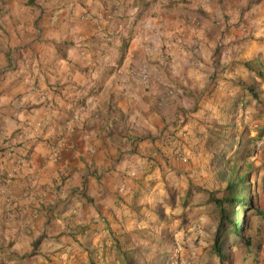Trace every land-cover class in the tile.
Listing matches in <instances>:
<instances>
[{
	"label": "crops",
	"instance_id": "0c3cea01",
	"mask_svg": "<svg viewBox=\"0 0 264 264\" xmlns=\"http://www.w3.org/2000/svg\"><path fill=\"white\" fill-rule=\"evenodd\" d=\"M263 72L264 0H0V264H152L188 241L173 154L203 150L202 99L218 123ZM252 247L232 264H264V231Z\"/></svg>",
	"mask_w": 264,
	"mask_h": 264
},
{
	"label": "rangeland",
	"instance_id": "374dc122",
	"mask_svg": "<svg viewBox=\"0 0 264 264\" xmlns=\"http://www.w3.org/2000/svg\"><path fill=\"white\" fill-rule=\"evenodd\" d=\"M259 78L264 81V76ZM256 80L245 85L248 89H246L245 97L243 96L242 100H240V96H235L234 94L232 103L227 107L226 114H224L223 108L219 109L218 107V112L221 113V116L217 122L219 124H234L231 135L236 137L231 140V146H227L223 151L221 150L222 152L219 151L217 153L209 152L203 145V150L199 154L197 152L194 156L190 153L179 151L173 154L175 155L174 158L185 166L183 171L185 183L184 213L179 215L181 217L189 215L195 217V219L190 227L188 226L187 218L179 220L177 218L179 217L178 214H171L169 220H179L180 225L185 227L184 236L185 238L189 237V240L180 243L179 246L168 244L163 251V258H159L158 261L152 260V264H189L192 260H188L185 257L187 255H194L196 250L200 252V256L204 257L202 262H206L207 264H232L234 259L240 254L254 250L252 244L247 246L230 235L231 240L227 242V247L224 251L225 256L221 262L217 261L211 253L210 245L213 242L216 229L218 210L208 201V196L210 192L215 193L217 197L226 196L229 193L226 190L228 182L230 180L235 181L234 179L245 174L248 167L251 166L252 171L244 181V195L246 198L252 200L253 206L255 205L264 213V133L260 137H257L258 130L264 126V89L261 87L262 82ZM251 91L257 96V101L251 99ZM197 103L198 101L192 104L191 110H196ZM211 104H214V101H211L210 98L202 99L200 118H196L199 125L205 126V138L209 129L207 126L216 123L210 117L211 110L208 107H204ZM211 109L216 110L217 108L211 107ZM178 124H180L181 133L185 134L181 123ZM241 131L244 132L243 139L240 138ZM251 136L254 139L247 145L250 149L254 147L258 152L256 155H249L246 159L249 163L246 164L242 160L241 154L238 152L234 154L233 150L238 142L246 144V140ZM174 187L175 185L168 188V193L171 194L169 198L170 202L176 199L177 191L180 192L177 188L173 189ZM235 191L237 192V188ZM200 208L202 210H199ZM227 209L234 213V218L238 219L241 214L244 215L245 213L241 208L228 207ZM160 210L153 211L155 213L154 216L160 214L166 215L165 212ZM253 212L255 211L248 212L250 217L249 223L241 229V232L244 237L251 236L254 241L257 236L263 234L264 216L253 215ZM242 224H244L243 220L241 221V226ZM181 256L184 257L182 261ZM208 259L209 262H207ZM197 263L202 264L200 261Z\"/></svg>",
	"mask_w": 264,
	"mask_h": 264
},
{
	"label": "trees",
	"instance_id": "16d2710c",
	"mask_svg": "<svg viewBox=\"0 0 264 264\" xmlns=\"http://www.w3.org/2000/svg\"><path fill=\"white\" fill-rule=\"evenodd\" d=\"M264 73V72H263ZM263 73H260L263 76ZM251 90V89H250ZM251 99L257 101V96L253 91L250 92ZM250 101V100H249ZM234 128V124H212L208 131L207 137L204 143L206 150L209 152L217 153L223 151L225 147L232 145V139L236 136L231 135V131ZM264 126L258 130L257 137H260L263 132ZM240 138H244V132H240ZM254 139L253 136L249 137L246 140V144L238 142L233 150L235 153H240L242 160L247 164L249 163L246 159L249 155H256L257 150L253 147L250 149L248 143ZM221 151V152H222ZM252 171V167L249 166L248 170L242 176H238L236 179L230 180L226 187V190L229 192L226 196L217 197L215 193L210 192L208 196V201L214 205L218 210V219L216 222V229L213 236V242L210 245V250L212 255L221 262L224 258V251L227 247V242L231 240L230 235L233 238L249 246L252 244L253 240L251 236L244 237L241 229L246 227L249 223L250 217L248 215L249 211H255L252 214L264 216V213L261 209H258L255 205L253 206L252 200L246 198L244 181L248 174ZM237 188V192L235 189ZM256 190V188H255ZM228 207H234L235 209L241 208L244 210V215H240V218H234V213L228 211ZM249 218V219H248ZM244 221V224L241 226V221Z\"/></svg>",
	"mask_w": 264,
	"mask_h": 264
},
{
	"label": "built area",
	"instance_id": "2783aa9c",
	"mask_svg": "<svg viewBox=\"0 0 264 264\" xmlns=\"http://www.w3.org/2000/svg\"><path fill=\"white\" fill-rule=\"evenodd\" d=\"M51 149L54 153L57 152V146L55 145V143L51 146Z\"/></svg>",
	"mask_w": 264,
	"mask_h": 264
}]
</instances>
